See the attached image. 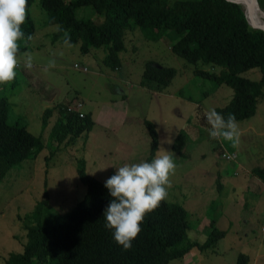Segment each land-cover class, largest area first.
Wrapping results in <instances>:
<instances>
[{
    "label": "rangeland",
    "instance_id": "rangeland-1",
    "mask_svg": "<svg viewBox=\"0 0 264 264\" xmlns=\"http://www.w3.org/2000/svg\"><path fill=\"white\" fill-rule=\"evenodd\" d=\"M28 12L34 32L20 54L22 58L25 52L30 53L33 67L28 69L21 63L15 80L0 85V94L9 102L7 120L26 123L32 133L42 136L44 146L0 176V264H9V252L22 250L26 241L24 219L44 198V191L45 215L63 213L83 196L86 185L79 178L78 166L84 165L87 173L106 182L117 167L147 162L150 134L144 118L150 119L157 130L154 158L160 150L171 155L176 164L166 200L186 208L188 236L203 242L210 221L225 230L214 244L193 247L167 264H235L240 252L247 254L246 264H264V237L259 229L264 185L248 181L246 169L264 165V95L254 114L237 120L240 143L233 147L231 142L211 138L206 131L211 127L206 112L224 105L232 87L215 86L212 80L194 74L196 66L216 72L219 67L193 64L171 50L180 32L168 29L158 39H149L139 27L128 29L125 49L119 52V66L113 68L104 62L103 46L82 52L79 42H70L71 47L64 41L51 43L49 33L56 25L47 23L39 0H32ZM74 14L95 21L103 17L91 5L77 6ZM148 59L176 68L175 76L162 91L140 83ZM50 60H55L54 68H48ZM240 75L256 79L260 71L252 67ZM48 88L54 92L51 106L41 99ZM74 99L81 100L82 112L90 111L94 122L88 131L73 139L66 135L61 141L53 126L61 117L60 108ZM47 107L50 112L43 127ZM182 129L188 132L183 154L172 148ZM224 150L235 151L236 157L223 158ZM219 170H225L223 177Z\"/></svg>",
    "mask_w": 264,
    "mask_h": 264
},
{
    "label": "trees",
    "instance_id": "trees-1",
    "mask_svg": "<svg viewBox=\"0 0 264 264\" xmlns=\"http://www.w3.org/2000/svg\"><path fill=\"white\" fill-rule=\"evenodd\" d=\"M264 9V0H258ZM22 29L25 37L32 36L34 23L28 12ZM46 11L47 23L56 27L49 33L52 43L65 40L79 42L82 52L91 48H105L104 62L113 68L119 66V52L125 49L128 29L139 27L147 38L158 39L174 29L180 36L170 48L188 62L206 63L219 67L209 71L196 66L195 75L212 80L215 86L232 87L228 101L215 110L225 117L234 114L236 120L256 111L264 95V30L248 23L240 3L230 0H39ZM91 5L103 16L101 21L76 17L77 6ZM27 46L21 43L20 48ZM252 67L260 71L258 78L240 75ZM176 74V68L160 64L153 59L144 62L140 83L162 91ZM9 102L0 94V176L14 163L35 156L44 146L41 135L32 133L27 124L7 120ZM50 108L42 116L47 123ZM61 117L53 128L58 139H73L93 125L90 111H67L60 108ZM150 134V151L147 162L154 158L158 134L154 123L144 118ZM188 132L180 130L172 148L183 154ZM53 152V151H51ZM51 155V154H50ZM83 161L79 159V164ZM252 173L264 182V165H256ZM80 180L86 185L83 196L67 211L45 215L47 194L37 201L31 214L25 217L26 241L21 251L8 254L9 264H167L170 259L182 257L193 247L203 248L214 244L225 233L210 221V230L203 242L188 236L189 219L186 208L179 202L165 200L146 215L142 231L125 251L113 238V231L105 227L104 213L112 197L105 182L87 173L84 165L78 166ZM248 256L240 252L235 264H246Z\"/></svg>",
    "mask_w": 264,
    "mask_h": 264
},
{
    "label": "clouds",
    "instance_id": "clouds-1",
    "mask_svg": "<svg viewBox=\"0 0 264 264\" xmlns=\"http://www.w3.org/2000/svg\"><path fill=\"white\" fill-rule=\"evenodd\" d=\"M28 0H0V85L12 83L21 63L28 69L33 67V56L25 52L21 58L20 42L31 40L25 37L22 25L27 17ZM64 43L71 47L70 36L65 34ZM56 66L50 60L48 68ZM47 71V69H45ZM213 139L231 142L233 147L240 143L239 124L234 114L227 117L215 109L206 112ZM156 156L150 162L126 164L117 167L114 175L105 182L112 200L105 209V227L114 230L113 238L125 251L130 250L133 241L142 231L147 214L156 210L168 197L172 187L171 177L175 175L176 164L167 152Z\"/></svg>",
    "mask_w": 264,
    "mask_h": 264
},
{
    "label": "built area",
    "instance_id": "built-area-1",
    "mask_svg": "<svg viewBox=\"0 0 264 264\" xmlns=\"http://www.w3.org/2000/svg\"><path fill=\"white\" fill-rule=\"evenodd\" d=\"M83 70L86 69V67H82ZM81 107H82V102L81 100H78V99H74L71 103H66L64 108L67 110V111H72V112H78L80 114H82V110H81ZM221 156L225 159H234L236 157V153L233 151V150H224L222 151L221 153ZM259 229L264 237V213H263V216H262V219L259 223Z\"/></svg>",
    "mask_w": 264,
    "mask_h": 264
},
{
    "label": "crops",
    "instance_id": "crops-1",
    "mask_svg": "<svg viewBox=\"0 0 264 264\" xmlns=\"http://www.w3.org/2000/svg\"><path fill=\"white\" fill-rule=\"evenodd\" d=\"M103 19V17H101L100 19H99V21H101ZM58 41H56L55 43H57ZM52 43V42H51ZM59 43V42H58ZM122 96H124V94H122ZM53 97H54V92H53V90L51 89H49L48 88V91H47V94L43 97V98H41V99H43V100H45V101H48V103H49V105L51 106V105H54V102H51L52 100H53ZM48 105V106H49ZM235 152V151H234ZM240 166V165H239ZM242 166V165H241ZM252 167L253 166H251V167H248V168H246V169H248L249 170V174H248V181H251V180H253L254 181V183H255V180H257L258 182H260L261 183V185H264V182H262L261 181V179L260 178H258L256 175L254 176V174L252 173V171H251V169H252ZM225 174V170H219V175L221 176V177H223V175ZM252 175V176H251ZM252 177V178H251ZM246 182V181H245ZM220 183V182H219ZM246 184H248L247 182H246ZM220 185V184H219ZM256 194V193H255ZM260 223V222H259ZM263 236V235H262Z\"/></svg>",
    "mask_w": 264,
    "mask_h": 264
},
{
    "label": "water",
    "instance_id": "water-1",
    "mask_svg": "<svg viewBox=\"0 0 264 264\" xmlns=\"http://www.w3.org/2000/svg\"><path fill=\"white\" fill-rule=\"evenodd\" d=\"M230 1H234L237 3H241V4H243V2H244L245 3V9H243V10H244L245 16L248 20V23L253 27L261 28L264 30V23H260L258 21H251L249 19V15L253 14V12H254V3H258V0H244V1L243 0H230Z\"/></svg>",
    "mask_w": 264,
    "mask_h": 264
},
{
    "label": "bare ground",
    "instance_id": "bare-ground-1",
    "mask_svg": "<svg viewBox=\"0 0 264 264\" xmlns=\"http://www.w3.org/2000/svg\"><path fill=\"white\" fill-rule=\"evenodd\" d=\"M243 4H241V6L243 9H245V3L243 2ZM249 19L251 21H258L260 23H264V9L261 8L258 3H254V12L253 14L249 15Z\"/></svg>",
    "mask_w": 264,
    "mask_h": 264
}]
</instances>
